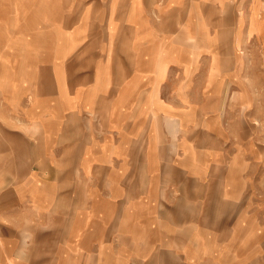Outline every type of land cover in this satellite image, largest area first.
Here are the masks:
<instances>
[{
  "label": "crops",
  "instance_id": "1",
  "mask_svg": "<svg viewBox=\"0 0 264 264\" xmlns=\"http://www.w3.org/2000/svg\"><path fill=\"white\" fill-rule=\"evenodd\" d=\"M227 1L0 0V264H264Z\"/></svg>",
  "mask_w": 264,
  "mask_h": 264
},
{
  "label": "rangeland",
  "instance_id": "2",
  "mask_svg": "<svg viewBox=\"0 0 264 264\" xmlns=\"http://www.w3.org/2000/svg\"><path fill=\"white\" fill-rule=\"evenodd\" d=\"M217 12L219 40L242 45L235 59L239 64L244 61V68L247 66L245 74L250 78V90L264 94V0H229L218 5ZM3 230L0 218V236Z\"/></svg>",
  "mask_w": 264,
  "mask_h": 264
}]
</instances>
